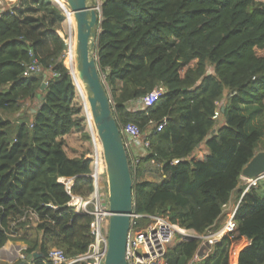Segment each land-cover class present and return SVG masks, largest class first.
<instances>
[{
  "label": "trees",
  "instance_id": "obj_1",
  "mask_svg": "<svg viewBox=\"0 0 264 264\" xmlns=\"http://www.w3.org/2000/svg\"><path fill=\"white\" fill-rule=\"evenodd\" d=\"M99 1L97 65L112 115L119 129L133 124L149 143L142 157H132L134 171L126 150L132 212L143 217L139 225L163 215L179 231L203 235L214 229L243 183L242 169L261 151V134L248 131L243 108L264 115V3ZM64 18L52 0H17L0 12V113L16 116H0V249L11 239L22 242L25 255L43 256L31 264H48L51 248L78 258L91 242L92 217L67 207L70 198L58 183L73 179L72 194L80 197L93 191L90 152L70 157L66 151L73 134L89 145L91 139L64 66L67 45L57 34ZM33 63L38 71L27 74ZM157 87L164 94L156 103L129 109ZM27 102L37 103L35 113L25 109ZM233 221L235 231L206 247L202 264H228L240 238L250 243L237 264H264V187L249 188ZM201 248L199 240L178 241L165 264H190Z\"/></svg>",
  "mask_w": 264,
  "mask_h": 264
},
{
  "label": "water",
  "instance_id": "obj_2",
  "mask_svg": "<svg viewBox=\"0 0 264 264\" xmlns=\"http://www.w3.org/2000/svg\"><path fill=\"white\" fill-rule=\"evenodd\" d=\"M64 14H73L75 21L74 60L75 73L83 85L91 130L101 146L108 189L109 223L107 253L104 264H127L126 239L132 212V178L123 138L111 111L109 95L100 77L97 65V39L100 15L92 0H64ZM69 11V12H68ZM71 52V51H70ZM70 75L75 79L72 71ZM43 83L40 90L43 91ZM35 113V110H31ZM264 178V151H259L241 171V179L256 183ZM243 186L234 192L236 196ZM206 247L210 248L208 244ZM202 248L197 255L200 256ZM40 253L27 255V260L42 259Z\"/></svg>",
  "mask_w": 264,
  "mask_h": 264
},
{
  "label": "built area",
  "instance_id": "obj_3",
  "mask_svg": "<svg viewBox=\"0 0 264 264\" xmlns=\"http://www.w3.org/2000/svg\"><path fill=\"white\" fill-rule=\"evenodd\" d=\"M62 9L63 2L59 0H53ZM97 13H100L99 6H96ZM67 49L70 53L69 45ZM38 69L33 63L26 69L27 74L35 73ZM72 77V76H71ZM75 89L78 87L76 80L72 77ZM78 89V88H77ZM79 91V89H78ZM81 93V92H80ZM164 94V88L157 87L143 98H141L142 109L152 106L156 103L160 97ZM82 95V94H81ZM219 117V111L214 112L213 119L216 120ZM166 124L164 119L157 127L156 131L159 132ZM120 133L123 138V143L126 150L132 145H142L143 149L149 147V143L143 139V136L137 126L133 124H127L122 126ZM91 139V151L87 155V159L90 161V174L88 177L92 181L93 191L88 197H80L72 194L73 179L59 178L58 183L61 184L70 200L67 203V207L72 208L76 213H84L92 217V222L89 227V235L91 242L87 248V251L82 256L75 258L74 260L68 259L64 252L60 249H50L46 261L48 264H104L105 256L107 253V235H108V223H109V204L108 196L104 199L100 190H103V176L105 175V166L102 159L101 146L95 133L90 130ZM248 187L253 186L252 182H248ZM235 213L231 215V219L227 226L217 235H209L202 242L203 239L195 232L189 233V231H179L168 219L163 215H152L145 217L147 223L139 225V220L142 216L132 214L130 219V227L126 239L125 259L127 264H165L166 255L169 247L174 242L177 235L181 236L179 242L187 240H199L203 245L208 244L212 246L216 243L215 238L221 236V234L229 235L235 230L234 217ZM33 218V216H30ZM222 235V236H223ZM199 256L196 255L190 264L194 260H198ZM19 259L24 260L25 256L19 254Z\"/></svg>",
  "mask_w": 264,
  "mask_h": 264
},
{
  "label": "rangeland",
  "instance_id": "obj_4",
  "mask_svg": "<svg viewBox=\"0 0 264 264\" xmlns=\"http://www.w3.org/2000/svg\"><path fill=\"white\" fill-rule=\"evenodd\" d=\"M53 1V0H52ZM61 2V0H59ZM259 3H264V0H257ZM93 5L94 6H99L100 5V1L99 0H92ZM54 4H56L53 1ZM66 7V4L64 2L63 4ZM56 6L64 13V11L61 9V7H59L57 4ZM65 15V14H64ZM72 32L73 38H74V29L73 27L71 28V26L69 25V21H68V17L65 15L64 21L61 25V29L57 32V34L64 40V42L66 44H68V40L70 38V34ZM69 56V51L67 49L66 51V55H65V59H64V66L68 69L69 73L71 71V67L69 65H67V58ZM207 73L211 74L212 73V68L211 66L207 67ZM226 95V94H225ZM76 97H77V101L79 103V105L82 107L81 110V115L85 116V123H84V131L88 134H90V130H91V126H90V122L88 119V111H87V106L83 100V97L80 93V91H78V89L76 88ZM36 102H27L24 104L25 109H33V107L36 105ZM243 109H247L244 111V115L247 117V129L248 131H258L261 134V143H260V150H264V115L261 113H252V110L255 109V107H247V108H243ZM256 110V109H255ZM32 113V112H31ZM0 116H2V118L4 119H9L11 121H15L16 120V116L15 115H4L2 113H0ZM65 144H66V151L68 153V155L70 157H74V156H81V155H85L87 151H91V145L88 144V142L84 141L81 134H73L69 137H67L65 139ZM142 147V145H140ZM131 147H128V155L130 157V160L132 161V156H131ZM89 154V153H88ZM87 154V155H88ZM87 155L85 156V158L87 159ZM132 168L133 171L135 170V162L134 160L132 161ZM148 177V176H147ZM103 190H100V194L101 196L105 199L108 196V189H107V180H106V175L103 176ZM244 187H248L249 183L247 181L243 182ZM258 186L261 185V187H264V178H262L261 180L257 181L256 183H253V186ZM225 218V217H224ZM224 218L222 219V221L224 220ZM142 224H145V222H143ZM36 226V223H35ZM214 231L213 230H209L208 232H206L203 235H199L200 237H202L203 239L201 240L202 242L205 240L204 238H206L207 236H209L211 234V232ZM181 239L180 235H177L174 242L172 243V245L169 247V249H172L177 242ZM206 241V240H205ZM53 249V248H51ZM205 252V248H202V254ZM70 260H74L73 258H69ZM230 249H229V253H228V264H230ZM192 264H199L198 260H194Z\"/></svg>",
  "mask_w": 264,
  "mask_h": 264
},
{
  "label": "crops",
  "instance_id": "obj_5",
  "mask_svg": "<svg viewBox=\"0 0 264 264\" xmlns=\"http://www.w3.org/2000/svg\"><path fill=\"white\" fill-rule=\"evenodd\" d=\"M16 2H17V0H0V12L7 10V9H11L16 4ZM129 109L132 111L142 110L141 100L138 99L136 101L131 102ZM130 152H131V156L134 158L142 157L145 154L143 148L140 145H135V144L131 146ZM203 154H205V152H203ZM241 180H242V182L245 181L243 179H241ZM242 186H243V189L239 192L240 194L238 193L239 195L237 194L236 196H232V200L226 206H224L223 215L220 217V219L216 223V225L214 227V231L211 232V235L212 234L217 235L218 233L223 231V229L229 223V221L231 219V215L233 213H236V211L238 210L241 198L249 190V187H244L243 183H242ZM223 218H224V220L222 221ZM29 220L31 221V226L34 227L35 226L34 219L29 218ZM234 226L236 229L235 223H234ZM192 232L193 231H189V233H192ZM222 235L223 234H221V236H219V237H216L215 241L218 242L224 236V235L223 236ZM249 243L250 242L246 238H240L238 241L234 242L231 245L230 257L232 255L235 257V264H237V258H238L239 252L243 248L248 246ZM202 246H204L205 252L203 254L201 253L199 256V258H198L199 264H202L203 258H206L207 254L209 252V249L206 248V244L203 245V243H202ZM26 249H27V245H25L22 242L15 241L13 239L7 241L6 244L0 249V264H31L34 260H27L26 259L27 255L24 254V251ZM35 253H38V252H35ZM19 254L24 255L25 259L20 260Z\"/></svg>",
  "mask_w": 264,
  "mask_h": 264
},
{
  "label": "bare ground",
  "instance_id": "obj_6",
  "mask_svg": "<svg viewBox=\"0 0 264 264\" xmlns=\"http://www.w3.org/2000/svg\"><path fill=\"white\" fill-rule=\"evenodd\" d=\"M62 2L64 4V0H62ZM68 21H69V25L71 26V28L73 27V29L75 30V21H74L72 13H69ZM74 37H75V35H74ZM74 42H75V38H73V35H72V32H71L70 38L68 40V45H69V49H70L71 52L69 53V56L67 58V65H70V67H71L70 69H71V71L73 72V74L75 76V80H76V83H77V86H78L77 88L81 92L83 100H84V102H85V104L87 106V103H86V100H85V92L83 90V85L78 81V79L76 77V73H75V60H74V53H73ZM69 61H70V64H68Z\"/></svg>",
  "mask_w": 264,
  "mask_h": 264
}]
</instances>
